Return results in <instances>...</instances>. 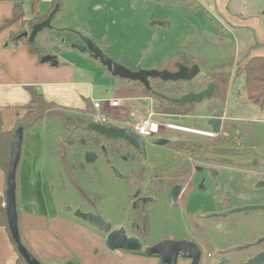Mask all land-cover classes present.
<instances>
[{
	"label": "crops",
	"instance_id": "1",
	"mask_svg": "<svg viewBox=\"0 0 264 264\" xmlns=\"http://www.w3.org/2000/svg\"><path fill=\"white\" fill-rule=\"evenodd\" d=\"M49 1L53 2L54 0ZM109 1H115V3L118 4L121 0ZM184 1L191 2V4H193L200 0ZM63 2L64 6L62 10L66 8V1L63 0ZM212 4L221 13L224 22L223 25L221 27H218L217 29H201L199 33L197 32L193 36V38H191L190 46L187 47L185 44L182 51L175 54L174 56L182 53L192 54L193 57H195V65L198 64L199 66H202L204 64L206 67L211 68L215 65L226 64L231 60H234L236 56L239 57V55L242 56L241 59H244L248 54L249 56H251V58L256 56H264V28L260 26L259 21L256 19L252 20L251 18L243 19L237 17L234 12L230 10L232 0H212ZM53 5L48 9V11L43 12L39 9V12L41 14H48L49 12H52L56 7ZM92 6H95V9L93 10V12H91L92 15H90L89 11L92 10ZM196 8V4L195 6H192L193 10H195ZM13 9V3H10L8 1L0 2V132H13L16 129L17 124L21 121V119H23L27 112L26 107L31 100L30 89L40 92L48 103L52 102L56 104L58 106L57 110H59V112L63 111L64 115L68 113V119H75L76 124H78L80 117L88 119L89 123L95 121L98 123H102L90 117V115L94 113L91 100L97 99L94 97V86L90 81L84 79L83 75L80 71L77 70L75 65H73L67 59L62 60L63 62L60 61L58 58V54L55 53H46L45 56L49 54L56 56L57 61H59L58 66H53L50 62L42 63L41 59L44 56L40 59L39 56L35 53L33 54L30 51L29 47L22 41H19V43L16 44L9 40L10 35L12 34V32L16 31V28L12 26L3 29V25L6 20L11 19ZM105 9V3H100L96 0H77V4L74 5V7H71V9L68 8L67 24L65 21H63L57 27L52 26V28L49 29L59 32L58 35H61V37L59 38L61 39V41L65 39L64 42H61V44L64 43L65 45H67L73 41H77L78 36L75 34V31L82 32L92 41H94L95 38L92 35L93 30L84 29L82 24L77 25L71 21H75L77 17L82 18L83 15L87 17L86 19L90 20V22L97 21L99 17H106L103 15ZM62 10L58 11L54 15V18L57 14H60ZM87 26L90 28L89 25ZM69 27H71V30H69ZM244 30L249 31L251 33V36H249V38L245 37L242 44L239 40L238 41L240 43L234 39H231L232 36L233 38H235L237 34H240V32ZM37 38V40L40 39L39 37ZM230 39L237 45L235 48L236 56L235 53L232 54V56L230 54H227V56L229 57L226 59V61H217L210 64L209 60L199 53L200 51L198 49L202 43L211 45L214 48H218L216 45H223L224 43H227V40ZM96 44L98 43L96 42ZM43 45L47 46L46 44ZM255 45H257V47H255L254 50L250 51V49H252ZM240 48H243L241 50V53L239 50ZM223 50L226 51L225 47ZM82 54H85L88 58H90L88 53ZM174 56L167 58V60L172 59ZM167 60H165L161 65L153 66L151 70H161ZM96 62L101 65L99 61L96 60ZM137 70L138 69H136V71ZM106 74L112 76L107 71ZM203 75L208 76V74ZM238 79L239 78L236 79L235 76L232 79H230L229 77V80L226 84L222 83L220 85L221 88L219 93H213L212 96H222L226 94L224 100L225 105L222 109L216 107L209 112L200 110L198 105L199 103L204 102L203 100L196 103L194 106L192 104H190L192 106L188 105L187 107L190 110L188 114H169L173 116V119L189 121L197 126H204L206 124V121H208L209 118L213 116L209 115V113H217L218 115H222L224 119L222 121V131L219 138H216L212 141L200 135L196 136L186 132H177L181 135H192L198 140V142L196 143L192 142L183 144L177 141L176 138L171 135L175 134L176 131L169 130L160 135L154 136V138L148 139L147 142L152 145V143L156 139H165L169 142H167L168 144L166 145H164L165 142L163 143V145H161V147L164 148H169V144L172 142L177 146L197 147L201 150L214 149V147H219L225 149H237V152L242 153H244L245 151L247 152L246 148L241 149L239 146L229 143L227 136V129L229 127L228 121L238 122L243 121L246 118L244 116L242 117L237 111H233V115H229L230 103L229 100H227V96L231 88H235V99L241 100L245 95L246 99L248 100L245 79L243 77L244 87H242L241 90L236 86ZM123 80L130 83V85H133L136 88H141L144 96L139 98L110 97L109 99H121L122 105L120 108L116 109L106 108V112L111 111L112 113H115L117 115L125 113L127 116L126 119L120 121L129 120L134 123H138L140 118L142 117L146 118L152 107L153 110L157 113L165 114L156 110V107L162 106V102H160L154 96H147L145 94L144 88H142L140 85H136V82L127 81L126 79ZM204 81L205 85H207V83L212 80L206 78ZM152 85L153 82L151 80V87ZM126 102L137 104L134 105L133 108H129V106L125 105ZM139 102L149 103V109L146 110V108H144L143 105H141ZM88 104L90 105V110L88 109ZM261 111L262 113H264V110ZM195 112H197L198 114H194ZM144 114L146 115L144 116ZM49 118L51 117H45L43 119V125L41 126L43 127L41 129L42 131L44 130L46 124H48ZM159 119L164 118L159 117ZM246 119L252 121L259 120L264 122V119L261 118ZM117 120H119V118H117ZM66 127L67 131H69L70 128L68 126ZM209 130H211L210 127ZM81 133H79V130H77L76 132L77 135ZM23 135L24 140L22 144V155L19 162L17 175L20 233L23 242H25L29 251L39 261H42L45 264H159V261L157 259L146 255L142 256L141 254H139L140 251L127 252L123 250H109L106 247V237L102 232L96 231L86 222H82L74 216L76 207H78L80 201H58V199L56 198V190L58 189L59 184H55V182L52 180V177L59 174H64V191H67L68 184L66 183L67 180H69L74 183L75 188L76 186L79 187L80 191H83L84 193L93 197L96 196L95 200H97V198L100 199V202L104 200V198L98 191L91 192L89 190H86L83 187L80 179L77 178V176L75 177L74 173L76 169L73 168L75 164L73 162L71 164L70 161L65 159L66 152L68 150V142L65 143V141L68 140L67 137L65 138L61 136V138L56 143V148L58 149L59 156L62 160L63 168L62 170L59 169V171L56 169L53 170L51 177L50 174H48L49 164L47 163V160L48 158L52 157L49 161V163L52 164L53 156L50 155L48 136L46 134L44 135L43 133L38 134L36 130L24 131ZM207 143L210 144L209 147ZM256 155L258 157V153H256ZM181 157H183V155ZM259 159L263 160L261 157ZM152 160L153 164L157 163L158 157L156 154L152 157ZM153 164H151L150 167H152ZM64 171L66 172V174L64 173ZM245 176V174L239 172L237 173L236 177H233L229 181L228 177L224 175L223 178L226 183L222 181V184L220 183V185L225 184L227 186H232L233 189H235V185L233 183L237 180L238 177V180L242 179V186L237 185V187H239L240 189L239 192L241 194H245V191H247L245 186H247L248 184L254 186L257 182L256 177L250 178L248 176ZM6 188L7 184L5 175L2 169H0V199L6 200ZM235 204L238 205L237 203ZM102 213L103 216L106 217V210L104 209V207H102ZM108 220L111 219L108 218ZM116 226L120 227L121 222L116 223ZM228 227L229 226L226 224L222 228L221 233H225L224 230L228 229ZM17 257L18 254H16L11 239H9L6 227L0 226V264H13Z\"/></svg>",
	"mask_w": 264,
	"mask_h": 264
},
{
	"label": "rangeland",
	"instance_id": "2",
	"mask_svg": "<svg viewBox=\"0 0 264 264\" xmlns=\"http://www.w3.org/2000/svg\"><path fill=\"white\" fill-rule=\"evenodd\" d=\"M65 1L66 8H64L62 12L57 14L56 18L52 20V26L54 27H57L63 21L67 24L68 8L71 9V7H74V5L77 4V0ZM96 1L105 3L106 9L103 14L106 16L105 18L99 17L97 21L90 22V20L86 19L87 17L83 15L82 18L77 17L75 21L72 20L71 22L77 25L82 24L84 29L93 30L92 35L95 38L94 42L96 41L99 44L104 54L132 71H136L138 68L151 70L153 66L161 65L167 60V58L181 52L185 44L189 47L191 38H193L197 32L199 33L201 29H217L224 23L221 13L214 7L212 0H200L193 4L184 0H121L118 4H116L115 1L110 2L109 0ZM40 2L39 9L43 12L48 11L54 3L49 0H41ZM195 4L197 8L193 10L192 6H195ZM57 6L58 5H56V7ZM94 9L95 6H92V10L89 11L90 15H92L91 12H93ZM230 10L239 18L258 20L260 26L264 28V0H232ZM166 22H168L166 26L160 24ZM87 25H89L90 28ZM14 27L16 28V31L12 32V34H19L23 29L29 32L27 26L22 27L19 23ZM70 28L71 27H69V30H71ZM53 34L45 32L44 35L40 36L37 45L41 46L45 53L58 54L60 61L67 59L75 65L77 70L83 75L84 79L90 81L94 86L95 98H139L144 96L141 88H136L124 80L122 81L117 77L107 75L105 68L102 65L96 62V60L88 58L85 54H82L80 50L73 49L70 44L65 45L63 43L60 45L59 42L55 41L56 43H52L48 41L49 37L51 35L53 36ZM249 36H251V33L244 30L240 32V34H237L235 38L232 36L231 39L236 41L239 40L242 44L245 37L249 38ZM58 37L60 38L61 35ZM231 39L227 40V43H224L223 45H216L218 48L202 43L198 49L200 51L199 53L208 59L210 64L217 61H226L229 57L227 54L232 56V54L235 53L236 56L235 48L237 45L234 41H231ZM43 44H46L47 46H44ZM224 47L226 51L223 50ZM242 49L243 48L239 49L240 53ZM241 58L242 56L239 55V57L236 56L234 60L230 61L233 62V69L225 72L226 74L228 73L230 79L235 76V70L243 66V64H239ZM210 68L211 67H206L204 64L202 66L200 65V71L202 72L200 75L209 74ZM236 86L240 90L244 87L243 76L237 80ZM234 91L235 88H231L227 96V100H229L230 103L229 115H233V111H237L242 117L264 119V113L246 99V96L244 95L245 93L241 100H237L235 99ZM225 97L226 94L222 96L214 95L205 99L204 102L199 103L198 107L205 112H209L216 107L222 109L225 105ZM139 103L143 105L146 110L149 109V103ZM136 104L137 103L131 102L125 103L129 108H133ZM55 111L60 114V116L52 115L51 118L48 119V124H46V128L44 127L43 131L41 130L43 127L36 129L38 134H46L49 139L48 144L50 146V155L53 156L52 164L49 163L52 157L47 160V163L49 164L48 174H50V176L52 175L53 170L56 169L59 171V169L62 170L63 168L62 160L59 156L58 149L56 148L57 141L63 136L68 138L65 143H69L71 140L74 141L77 136V129H74L76 123L75 119H68V113L64 115L63 111L59 112L57 108ZM194 114L198 113L195 112ZM145 115L146 114H144V116ZM209 115H213V113H209ZM246 118L245 120L238 122L228 121V141L231 144L239 146L241 149L246 148V153H258V157H261L264 160V122L259 120L252 121ZM160 120L165 122L173 121L177 124L185 125L197 130H209L208 121H206L204 126H197L192 122L173 118ZM66 126L70 128L69 131H67ZM171 135L183 144L198 142V140L192 135H181L177 132ZM207 145L208 147L210 146L209 143H207ZM74 146H76L75 151L72 147H68L65 159L70 161L71 164L72 162L77 164L74 173L75 177L77 176V178L80 179L86 190L91 192L98 191L102 195L104 200L100 203L101 207H104L106 210L105 219L108 220L109 218L114 220L115 223H120V212H127V209L130 210V207L128 206V199L130 197L127 196V200H123L122 196L124 194L131 195L135 189V186L131 183L132 180L126 179L125 181L118 176L120 174L126 177L127 171L125 172L123 164L114 158L111 159V163H108L100 155L97 156L94 162L86 163V151L84 147H80L77 144V141ZM148 147L151 148L149 144ZM64 173L66 174L65 171ZM52 180L55 184H59L58 189L56 190V198L59 202H74L75 200H80L82 193L79 192V189L75 191L76 188L73 182L67 180L66 184H68V188L67 191H64V174L53 176ZM222 181L225 182L224 178L221 177L219 182L222 184ZM233 184L237 191L233 203H237L238 205L248 203L250 206L251 203H256L258 196L263 192L262 188L257 189L248 184L245 186L247 189L245 194H241L237 185L242 186V179L238 180V177ZM241 195H243V197L239 199ZM236 215V221H238L237 223L240 225L236 228L229 226L228 229L224 230L225 233H219L214 229L210 230L207 227V230L205 231L206 242L208 240H213L215 243L217 242L220 244L222 242L224 245L229 244L230 246L235 245L238 240L252 242L259 233L264 230V218L261 211L245 210ZM260 221L263 222L259 223ZM232 222H234V219ZM157 228L155 229V232L157 231ZM156 235H158L157 232ZM231 238H233L231 241L232 243H229ZM207 264H216V261H208Z\"/></svg>",
	"mask_w": 264,
	"mask_h": 264
},
{
	"label": "flooded vegetation",
	"instance_id": "3",
	"mask_svg": "<svg viewBox=\"0 0 264 264\" xmlns=\"http://www.w3.org/2000/svg\"><path fill=\"white\" fill-rule=\"evenodd\" d=\"M190 90L194 91V88ZM104 125L109 128H124L119 120ZM74 129L83 134H78L74 141H69V148L72 147L75 151L74 145L77 141L85 151L95 152L108 163H111L112 158L116 159L123 164L125 172L127 171L126 177L120 174L118 176L125 181L132 180L131 183L135 186L131 195L122 196L123 200H127V196L130 197V210L120 212V227L116 226L114 220L105 219L99 198L95 200L96 196L80 191L77 186L76 190L79 189L83 195L76 210L87 213H95L98 210L113 228H124L126 236H135L141 242L139 254L142 256L146 255L148 249H158L163 245L160 249L163 255L173 257L181 251L176 264H207L212 260L221 264L222 258L224 264H246L248 260L264 251V230L252 242L238 240L231 246L222 242L215 243L213 240L206 242L205 239L207 227L221 233L226 224L235 228L240 225L235 218L239 212L227 217L219 215L249 205L240 206L233 203L236 189L225 184L220 185L219 180L225 175L230 181V177L232 179L242 172L250 178H257L253 186L256 188L260 180L264 181V160H260L256 153L237 152L222 156L212 152V149L177 146L172 142L170 147L165 149L152 146L147 140L144 147L137 149L121 141L107 140L88 132L86 124H76ZM155 154L158 160L153 164L152 157ZM76 166L77 164L73 168L76 169ZM260 204L264 205V189L257 202L250 205ZM260 211L264 218V210ZM261 222L263 221L259 223ZM156 228L160 236L156 235ZM232 240L233 238L229 243ZM182 254L188 255L189 258L183 259L180 256ZM159 255L152 257L160 264Z\"/></svg>",
	"mask_w": 264,
	"mask_h": 264
},
{
	"label": "water",
	"instance_id": "4",
	"mask_svg": "<svg viewBox=\"0 0 264 264\" xmlns=\"http://www.w3.org/2000/svg\"><path fill=\"white\" fill-rule=\"evenodd\" d=\"M59 11V5L55 8L53 12L49 14V18L47 21L38 23L33 26L31 33L24 32L22 35L24 37L29 38L30 43H34L39 33L44 31L45 29L52 28V20L54 19V15ZM166 23H160L162 26H166ZM75 34L78 36L77 41H73L70 43V46L73 49L80 50L82 53H88L91 59L97 60L101 63V65L106 69L109 74L113 77H117L119 79H126L132 82H139L141 83L147 90L151 91L157 98L162 101L170 102L175 105H190L193 103L201 102L209 97H212L213 93L215 92L216 86L215 82L212 80L207 83V87L198 93L194 91H190L185 93L180 98H170L166 97L162 93L156 92L153 88H151V80L158 79L163 83L168 82H192L195 80L202 72L200 71V66L193 65L192 67H188L184 64H178V70L176 72H170L168 70H144L138 68L137 71H132L129 68L122 66L118 62L114 61L107 57L102 48L97 45L94 41H92L88 36L83 34L80 31H75ZM65 39L62 40L64 42ZM42 63H51L53 66H58L59 61H57V57L53 55L44 56L41 59ZM222 115H218L217 113L213 114L211 118L208 120V126L211 130H214L218 133H221V126H222ZM88 131L93 134H98L104 137L107 140H115L121 141L126 143L132 147L140 149L145 146V139L141 136H138L136 133L131 131L128 128H119V127H106L104 124L98 122H91L86 125ZM24 130L23 127L18 128L14 133V139L11 143L10 147V159H9V167L6 176L7 180V188H6V203L5 209L7 210L8 216V224L11 231L12 239L15 240L18 246V252L22 255V257L26 260L27 264H42L37 260V258L27 249L26 246L23 245L22 239L20 238L19 232V224H18V209H17V171L19 168V162L21 160L22 155V144L24 140ZM165 142L164 145L168 144L167 140L165 139H156L152 146H161ZM212 152H215L222 156H227L229 154L237 153V149H225L214 147ZM255 156V155H254ZM97 157L95 152L86 151L85 153V162L90 163L94 162ZM256 157V156H255ZM118 174V173H117ZM256 188L264 189V181L260 180L256 184ZM71 209V208H70ZM245 210H255L260 211L264 210V205H250L245 206L243 208H234L230 210V212H223L219 216L220 217H227L230 214L242 212ZM74 216L78 218L82 222H86L90 227L95 229L96 231L102 232L106 236V247L113 251V250H123V251H139L142 248L141 242L135 236H126V231L124 228H113L110 222L104 220L102 215L96 210L95 213H87L82 212L80 210H76ZM161 247L159 246L158 249H148L146 252L147 256L152 257L153 255L160 254V264H176L177 259L179 257L178 252L177 255L169 256L163 255L161 252ZM183 259L189 258V256L180 255ZM221 264H224V259L220 261ZM246 264H264V251L258 254L256 257L247 261Z\"/></svg>",
	"mask_w": 264,
	"mask_h": 264
},
{
	"label": "trees",
	"instance_id": "5",
	"mask_svg": "<svg viewBox=\"0 0 264 264\" xmlns=\"http://www.w3.org/2000/svg\"><path fill=\"white\" fill-rule=\"evenodd\" d=\"M8 1L10 3H13L14 9L13 14L11 16V19L6 20L3 29L9 28L15 25H22V27L27 26V29L29 32H31L34 25L38 23H42L48 20V16L51 12L48 14H41L39 12V4L41 3V0H0V2ZM54 5H59L60 10H62L64 6L63 0H54ZM29 17V18H28ZM56 18V17H55ZM54 18V19H55ZM23 29L19 34H11L9 40L11 42H14L16 44L19 43V41H22L25 43L30 51L34 54H37L39 58L41 59L43 56L46 55L43 48L41 46H38L39 40H35L34 43L29 42V38L24 37ZM45 32L54 33L53 36L51 35L48 39L50 42H59L61 44V39H59V32L52 31L51 29H45L42 31V33L38 34L37 37L40 38V36L44 35ZM47 41V42H48ZM56 41V42H55ZM49 42V43H50ZM257 45H255L250 51L254 50ZM178 64H184L189 67H192L196 64L195 57H193L192 54H178L174 56L172 59L167 60L165 62L163 68L161 70H168L170 72H176L178 70ZM239 64H243L241 68L236 69L235 71V78H240L241 76L245 79V85H246V92H247V98L250 100L256 107L260 108L261 110H264V56H256L252 57L246 55L244 59H241ZM233 69V63L228 62L226 64L222 65H215L210 68V72L208 76L199 75L195 80L192 82H168L163 83L162 81L158 79H153V85L151 88H153L156 92L162 93L166 97L170 98H180L183 96V94L190 92L191 88H194V91L198 93V91L204 89L206 87L205 85V79L209 78L211 80L215 81V92L214 94L219 93L221 84L227 83L229 80L228 73L225 72L230 71ZM129 81V80H127ZM136 85H140L142 88H144L145 94L147 96H154L157 98L151 91L147 90L141 83H135ZM31 91V100L29 104L26 107V114L21 119V121L17 124L16 129L23 127L24 131H35L39 127L43 125V119L45 117H51L52 115L60 116V114L56 113L55 109L58 107L56 104L50 102L48 103L43 95L38 92L30 89ZM160 102H162L161 107H156V110L158 112H163L167 115L174 114V115H183L188 114L190 110L188 109V105H175L170 102H165L157 98ZM196 103H193L194 106ZM190 105V106H192ZM88 109L90 110V105L88 104ZM62 116V115H61ZM78 119V118H77ZM89 121L86 118H79L78 124H88ZM76 124V123H75ZM15 129V130H16ZM14 130V131H15ZM86 130V129H85ZM14 131L13 132H0V169L4 172L5 180L8 172L9 167V159H10V147L12 140L14 138ZM90 132V131H88ZM18 175V171H17ZM17 180V177H16ZM7 184V180H6ZM17 209H18V202H19V195H18V180H17ZM5 199H0V226L6 227L8 231L9 239H11L12 245L16 251V254H18L17 259L14 261L13 264H27L26 260L22 257L21 254L18 252V246L14 239H12L10 227L8 224V216H7V210L5 209L4 203ZM20 221V215L18 210V224ZM19 232H20V224H19ZM20 238L21 233H20ZM22 243L24 246H26L25 242ZM27 247V246H26ZM28 249V248H27ZM29 250V249H28ZM38 260V259H37ZM39 261V260H38ZM42 264H45L42 261H39Z\"/></svg>",
	"mask_w": 264,
	"mask_h": 264
},
{
	"label": "built area",
	"instance_id": "6",
	"mask_svg": "<svg viewBox=\"0 0 264 264\" xmlns=\"http://www.w3.org/2000/svg\"><path fill=\"white\" fill-rule=\"evenodd\" d=\"M152 102V101H151ZM91 104L93 105L94 113L90 115V117L94 120L102 122V124H108L113 121H117V118L120 120L126 119V114H115L111 111L106 112L105 109H116L120 108L122 103L121 99H94L91 100ZM115 115V117H114ZM159 117H163L164 119H169V117H173L172 115H166L157 113L153 110V107L151 108V111L146 116V118H140L138 123H134L129 120L120 121L121 125L124 128H128L134 133H136L138 136H141L143 139L148 140L150 138H154V136L160 135L166 131H176V132H186L190 133L192 135L196 136H203L210 140H214L216 138H219L220 133L214 131V130H197L194 128H190L187 126H183L180 124H177L173 121L165 122L161 121ZM224 118H222L223 120Z\"/></svg>",
	"mask_w": 264,
	"mask_h": 264
}]
</instances>
